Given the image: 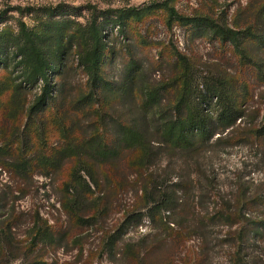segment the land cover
Instances as JSON below:
<instances>
[{
	"label": "rangeland",
	"instance_id": "1",
	"mask_svg": "<svg viewBox=\"0 0 264 264\" xmlns=\"http://www.w3.org/2000/svg\"><path fill=\"white\" fill-rule=\"evenodd\" d=\"M164 1H170L184 16H209L231 28L253 24L264 39V0H0V32L6 29L16 34L21 21L34 27L43 9L60 5L65 7L64 15L85 25L95 15L104 17L110 11L143 9ZM106 30L109 44L102 72L110 90L101 91L92 106L79 104L88 92L87 76L78 56H71L66 72L55 76L63 91H56L57 102L43 115L42 123L53 118L73 119L75 137L84 139L99 134L112 144L118 125L141 124L146 88L160 90L165 110L173 108L179 99L185 76L197 79L202 95L207 86L228 78L237 88L235 96L239 102L247 98L242 107L245 116L235 129L223 134L222 140L220 135L215 136L202 151H158L162 160L152 170L172 183L187 186L198 203V218L208 213L207 219L217 223L207 230L206 252H201L200 264H264V140L255 137L256 130L264 125V51L257 50L256 44L243 43L246 51L241 47L245 52L242 55L229 43L201 36L192 27L177 24L169 30L162 9L146 13L139 21L130 19L124 33L111 26ZM176 50L191 63L187 73L177 63ZM10 73L11 70L0 68V146L6 147L5 139L14 151L22 142L18 132L24 134L22 139L33 135L34 126L27 119V107L23 110L22 105H29L35 91L22 90V102L9 104ZM7 104L20 106L19 126L17 117L4 114ZM217 105L216 100L211 103L213 113ZM59 133L57 130L56 135ZM31 153L30 150L28 155ZM121 155V160L114 163V171L131 188L119 194L105 191L107 199L99 205L93 203L99 192L90 193V203L77 206L76 215L74 192H67L62 185L67 178L66 166L51 178L35 176L33 180L18 182L12 172L3 168L0 157V264H133L130 256L125 257L128 243L139 244V248L158 246L153 253L141 256L143 264H198L194 259L199 260V239L188 241L191 248L180 255L173 253L172 242L163 241L164 234L154 229L148 219L130 228L124 224L129 212L143 205L137 202L138 184L133 175L128 176L124 164V155L129 154L122 151ZM228 207L234 212L239 210V226L249 233L240 251L231 237V231L238 226L231 229L223 220L213 219L216 211ZM36 225L49 229L52 239L36 238ZM112 235L119 237L113 258L107 250V239Z\"/></svg>",
	"mask_w": 264,
	"mask_h": 264
},
{
	"label": "trees",
	"instance_id": "2",
	"mask_svg": "<svg viewBox=\"0 0 264 264\" xmlns=\"http://www.w3.org/2000/svg\"><path fill=\"white\" fill-rule=\"evenodd\" d=\"M154 9L164 10L169 30H173L177 24L192 27L201 36H213L222 43H229L242 55L245 54L241 49L243 43L250 46L256 44L257 50L264 51L263 36L253 24L231 28L209 16H184L170 1L154 3L143 9H118L104 17L95 15L85 25L72 16L64 15L65 7L62 5L45 8L41 11V17L37 15L34 27L21 21L16 34L6 29L0 32V68L12 72L9 104L22 102V90L35 91L29 105L26 102L22 105L23 110L27 107V119L34 126L31 139H22L24 134L18 132V140L22 142L14 151L9 146L10 141L3 139L6 147L0 146V157L3 158V168L12 172L18 182L26 178L33 180L35 176L51 178L66 166L64 172L67 178L62 185L67 192H74L76 206L73 212L76 215L77 206L79 208L90 203V193L99 192V197L93 199V203L98 202L99 205L107 199L106 192L119 194L131 188L130 183L121 182L114 171V163L121 160V152L127 151L129 155H124V164L127 165L128 176L133 175L138 184L135 189L137 196L140 192L137 202L143 206L130 211L124 224L130 228L148 219L154 229L164 234L163 241L172 242L173 253L180 255L188 253L191 248L187 245L188 241L199 239V260L194 259V263L198 261L200 264L203 261L201 252H206L207 230L217 223L207 219L208 213L198 218V203L187 186L172 183L173 180L162 174L157 175L152 167L162 160L163 155H158V151L195 153L206 149L215 136L220 135L218 138L222 140L223 134L235 129L237 122L245 116L242 107L247 104V98L239 102L235 96L237 88L228 78L207 86L206 94L202 95V92H198L197 79L185 76L179 99L173 108L165 110L162 108L160 90L146 88L143 92L141 124L134 123V127L118 125L117 138L112 144H108L99 134L84 139L75 137L73 119L67 121L62 117L48 119L44 123L41 121L57 102L56 91H63L55 76H62L66 72L71 56H78L79 65L87 76L88 92L82 95L79 104L92 106L101 91L110 90L102 72L109 44L106 28L111 26L124 33L130 19L139 21ZM175 55L178 65L187 73L191 63L178 50ZM214 100L218 103L215 113L211 110ZM20 109V106L4 108V114L11 113L17 117L18 126L22 122ZM25 127L28 128L27 125ZM57 130L60 131L58 135ZM255 137L264 140V125L256 130ZM30 150L32 153L28 155ZM184 156L194 158L198 155ZM60 161L66 162L62 164ZM143 210L145 212L141 213ZM213 217L214 220H223L231 229L238 226L231 231V237L235 240L236 250L240 251L249 233L245 227L239 226V210L234 212L229 207L221 208ZM36 226V238L52 239L53 234L49 229ZM118 238L112 235L107 239V250L112 258L117 255ZM138 245H125V257L130 256L133 264H143L141 256L153 253L158 247L140 245L139 248Z\"/></svg>",
	"mask_w": 264,
	"mask_h": 264
}]
</instances>
